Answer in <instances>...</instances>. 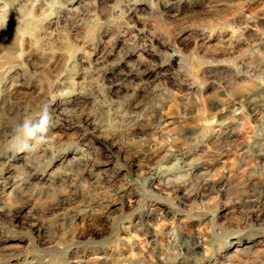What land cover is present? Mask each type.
<instances>
[{
  "label": "rangeland",
  "instance_id": "374dc122",
  "mask_svg": "<svg viewBox=\"0 0 264 264\" xmlns=\"http://www.w3.org/2000/svg\"><path fill=\"white\" fill-rule=\"evenodd\" d=\"M0 264H264V0H0Z\"/></svg>",
  "mask_w": 264,
  "mask_h": 264
},
{
  "label": "clouds",
  "instance_id": "9594fccd",
  "mask_svg": "<svg viewBox=\"0 0 264 264\" xmlns=\"http://www.w3.org/2000/svg\"><path fill=\"white\" fill-rule=\"evenodd\" d=\"M54 126V117L47 104L43 105L38 119L25 117L15 132L23 150L34 151L47 142L48 133Z\"/></svg>",
  "mask_w": 264,
  "mask_h": 264
}]
</instances>
